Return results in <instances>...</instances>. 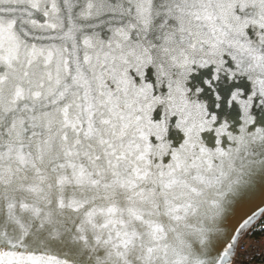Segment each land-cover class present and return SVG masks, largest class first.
I'll return each instance as SVG.
<instances>
[{
  "label": "snow or ice",
  "instance_id": "6c2138e0",
  "mask_svg": "<svg viewBox=\"0 0 264 264\" xmlns=\"http://www.w3.org/2000/svg\"><path fill=\"white\" fill-rule=\"evenodd\" d=\"M264 229V0H0V264H241Z\"/></svg>",
  "mask_w": 264,
  "mask_h": 264
},
{
  "label": "built area",
  "instance_id": "2783aa9c",
  "mask_svg": "<svg viewBox=\"0 0 264 264\" xmlns=\"http://www.w3.org/2000/svg\"><path fill=\"white\" fill-rule=\"evenodd\" d=\"M250 234L241 241V264H264V233Z\"/></svg>",
  "mask_w": 264,
  "mask_h": 264
},
{
  "label": "trees",
  "instance_id": "16d2710c",
  "mask_svg": "<svg viewBox=\"0 0 264 264\" xmlns=\"http://www.w3.org/2000/svg\"><path fill=\"white\" fill-rule=\"evenodd\" d=\"M264 233V229H261L260 227H257L255 230L251 232L250 235H260Z\"/></svg>",
  "mask_w": 264,
  "mask_h": 264
},
{
  "label": "water",
  "instance_id": "95a60500",
  "mask_svg": "<svg viewBox=\"0 0 264 264\" xmlns=\"http://www.w3.org/2000/svg\"><path fill=\"white\" fill-rule=\"evenodd\" d=\"M250 234V233H249Z\"/></svg>",
  "mask_w": 264,
  "mask_h": 264
}]
</instances>
